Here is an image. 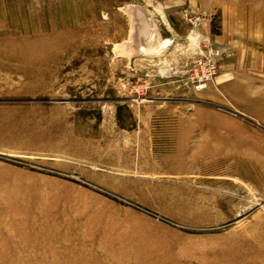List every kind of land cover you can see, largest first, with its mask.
I'll return each instance as SVG.
<instances>
[{
  "label": "rangeland",
  "instance_id": "rangeland-1",
  "mask_svg": "<svg viewBox=\"0 0 264 264\" xmlns=\"http://www.w3.org/2000/svg\"><path fill=\"white\" fill-rule=\"evenodd\" d=\"M0 264H264V0H0Z\"/></svg>",
  "mask_w": 264,
  "mask_h": 264
},
{
  "label": "built area",
  "instance_id": "built-area-1",
  "mask_svg": "<svg viewBox=\"0 0 264 264\" xmlns=\"http://www.w3.org/2000/svg\"><path fill=\"white\" fill-rule=\"evenodd\" d=\"M215 73V68L212 66L206 71L203 78L199 79L197 82H195V87L197 90H204L207 88L209 82L211 81L213 74Z\"/></svg>",
  "mask_w": 264,
  "mask_h": 264
},
{
  "label": "bare ground",
  "instance_id": "bare-ground-1",
  "mask_svg": "<svg viewBox=\"0 0 264 264\" xmlns=\"http://www.w3.org/2000/svg\"><path fill=\"white\" fill-rule=\"evenodd\" d=\"M136 13H137V12H136ZM136 13H135V14H136Z\"/></svg>",
  "mask_w": 264,
  "mask_h": 264
}]
</instances>
